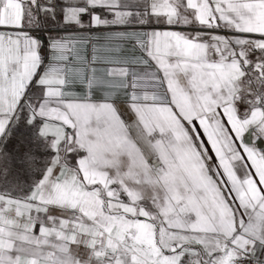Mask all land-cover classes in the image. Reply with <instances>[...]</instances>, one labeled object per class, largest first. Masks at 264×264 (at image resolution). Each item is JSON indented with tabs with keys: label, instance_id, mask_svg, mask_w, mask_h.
Returning a JSON list of instances; mask_svg holds the SVG:
<instances>
[{
	"label": "snow or ice",
	"instance_id": "6c2138e0",
	"mask_svg": "<svg viewBox=\"0 0 264 264\" xmlns=\"http://www.w3.org/2000/svg\"><path fill=\"white\" fill-rule=\"evenodd\" d=\"M248 133L264 0H0V264H264Z\"/></svg>",
	"mask_w": 264,
	"mask_h": 264
},
{
	"label": "trees",
	"instance_id": "16d2710c",
	"mask_svg": "<svg viewBox=\"0 0 264 264\" xmlns=\"http://www.w3.org/2000/svg\"><path fill=\"white\" fill-rule=\"evenodd\" d=\"M21 135L27 137L28 133L24 132L23 129H21L18 131L17 136L19 137ZM18 147L21 148L22 150H27L28 148H30L32 146L27 141H25V143L23 145H18L17 141L14 139L10 148L13 152H16ZM15 171L18 173V175L20 177L21 184L24 188H27L28 186L31 185V182L34 179V177L29 175L27 172L20 170L19 168H15Z\"/></svg>",
	"mask_w": 264,
	"mask_h": 264
},
{
	"label": "crops",
	"instance_id": "0c3cea01",
	"mask_svg": "<svg viewBox=\"0 0 264 264\" xmlns=\"http://www.w3.org/2000/svg\"><path fill=\"white\" fill-rule=\"evenodd\" d=\"M173 30H182L183 31L184 29L177 28V29H173ZM45 38H47V35L45 36ZM122 47L125 49L126 52H130L131 51L129 45H122ZM246 137L250 141H252L257 148L264 149V141H263V139H256V138H254L251 133L246 134ZM37 232H38V230H37Z\"/></svg>",
	"mask_w": 264,
	"mask_h": 264
},
{
	"label": "rangeland",
	"instance_id": "374dc122",
	"mask_svg": "<svg viewBox=\"0 0 264 264\" xmlns=\"http://www.w3.org/2000/svg\"><path fill=\"white\" fill-rule=\"evenodd\" d=\"M263 141H264V139H263Z\"/></svg>",
	"mask_w": 264,
	"mask_h": 264
}]
</instances>
